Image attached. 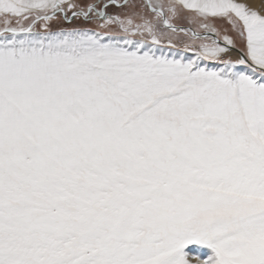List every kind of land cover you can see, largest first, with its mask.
Wrapping results in <instances>:
<instances>
[{"label": "snow or ice", "instance_id": "obj_1", "mask_svg": "<svg viewBox=\"0 0 264 264\" xmlns=\"http://www.w3.org/2000/svg\"><path fill=\"white\" fill-rule=\"evenodd\" d=\"M0 22V264H264V14L0 0Z\"/></svg>", "mask_w": 264, "mask_h": 264}, {"label": "rangeland", "instance_id": "obj_2", "mask_svg": "<svg viewBox=\"0 0 264 264\" xmlns=\"http://www.w3.org/2000/svg\"><path fill=\"white\" fill-rule=\"evenodd\" d=\"M75 2L76 3L95 2V0H75ZM78 27L91 28L94 30H98V29H96V24L94 22L93 23H85L82 19H72V22L69 23L67 21H64L63 18H61L59 20L51 22V29L53 31H59L61 29H72V28H78ZM2 28H3V23L0 22V29H2ZM35 30L40 32V31H42V28L38 24L36 26Z\"/></svg>", "mask_w": 264, "mask_h": 264}, {"label": "bare ground", "instance_id": "obj_3", "mask_svg": "<svg viewBox=\"0 0 264 264\" xmlns=\"http://www.w3.org/2000/svg\"><path fill=\"white\" fill-rule=\"evenodd\" d=\"M249 4L254 10H258L261 14H264V0H241Z\"/></svg>", "mask_w": 264, "mask_h": 264}]
</instances>
